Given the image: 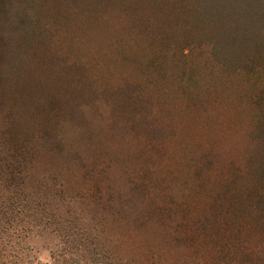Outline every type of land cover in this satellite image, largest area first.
Masks as SVG:
<instances>
[{"label":"rangeland","instance_id":"rangeland-1","mask_svg":"<svg viewBox=\"0 0 264 264\" xmlns=\"http://www.w3.org/2000/svg\"><path fill=\"white\" fill-rule=\"evenodd\" d=\"M1 130L42 262L264 264V0H0Z\"/></svg>","mask_w":264,"mask_h":264},{"label":"trees","instance_id":"trees-1","mask_svg":"<svg viewBox=\"0 0 264 264\" xmlns=\"http://www.w3.org/2000/svg\"><path fill=\"white\" fill-rule=\"evenodd\" d=\"M1 132L9 131L1 130ZM15 150L16 145L12 140H0V264H111V261L114 260L115 264H122L121 260L113 259L111 254L106 253L105 246L99 245L98 241L96 244H93V241L89 242L92 246H85L83 244L85 240L82 237L73 239L78 241L77 244L81 245L82 249H87L86 251H82L77 244L79 250H71L68 242H65V248H61V251H51V258L46 262L29 254L33 247L27 244L30 228L26 225L27 220H25L29 211L27 198H25L26 175L24 167L26 159L19 157L20 154L18 151L14 152ZM156 209L160 214H163L161 207ZM160 220L166 226L172 224V221L162 216H160ZM219 240L218 237L212 239L209 250L217 260L216 264H229L221 259L226 255L222 253L225 249L222 248ZM232 243L237 246L232 251H225L232 255L234 260L240 261L241 252H244L241 249L243 242L234 240ZM102 250L105 254L102 253ZM252 263L256 264L254 260Z\"/></svg>","mask_w":264,"mask_h":264}]
</instances>
